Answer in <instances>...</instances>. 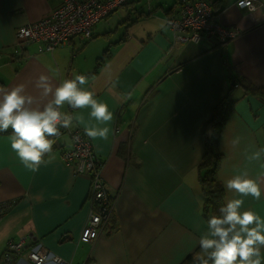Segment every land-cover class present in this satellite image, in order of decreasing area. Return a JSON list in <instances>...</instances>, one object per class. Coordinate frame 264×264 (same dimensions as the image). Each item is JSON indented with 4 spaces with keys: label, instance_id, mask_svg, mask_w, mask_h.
<instances>
[{
    "label": "crops",
    "instance_id": "crops-1",
    "mask_svg": "<svg viewBox=\"0 0 264 264\" xmlns=\"http://www.w3.org/2000/svg\"><path fill=\"white\" fill-rule=\"evenodd\" d=\"M177 1L129 0L120 24H127L123 20L129 16L135 20L122 39L111 41L113 30L105 31L103 51L95 49L98 39L74 36L64 46L41 52L38 43L21 44L16 30L63 0H0V87L24 83L28 93L38 95L32 81L41 73L54 85L86 75L89 82L83 87L113 112L109 139L91 140L115 197L114 223L94 240H84L91 180L62 161V151L72 143L70 134L55 139L51 156L33 172L12 150V130L0 132V204L9 206L0 220V257L9 239L21 238L27 247L15 264H32L28 254L35 244L71 264H182L196 251L207 231L197 169L205 147L200 127L231 82L244 78L264 86V5L245 10L236 6L238 0H209L219 22L240 30L227 44L217 45L212 39L174 42L165 18L175 12ZM111 43L112 57L94 72L97 58ZM231 93L238 98L219 143L223 185L247 165L245 149L264 147V102L245 95L239 84ZM62 111L83 114L88 122L89 109L74 113L66 105ZM77 128L84 131L83 125ZM236 137L240 143L233 148ZM122 145L124 155L119 154ZM247 166L253 176L261 171L256 164ZM225 197L226 202L240 198L226 188ZM243 199L242 210L264 219V192L260 200ZM261 256L264 264V249Z\"/></svg>",
    "mask_w": 264,
    "mask_h": 264
},
{
    "label": "clouds",
    "instance_id": "clouds-1",
    "mask_svg": "<svg viewBox=\"0 0 264 264\" xmlns=\"http://www.w3.org/2000/svg\"><path fill=\"white\" fill-rule=\"evenodd\" d=\"M236 6L249 7L245 0H238ZM160 28L167 30V25L161 23ZM88 82L86 75L75 74L54 85L49 75L41 73L32 81L38 95L28 93L24 83L10 89L0 87V132L12 130L11 148L24 167L38 171L44 157L51 156L54 138L61 135V129L71 131L83 125L90 139H109L108 125L114 118L113 112L93 91L83 87ZM65 105L74 113L89 109L88 122L83 114L62 111ZM231 143L235 148L240 138H234ZM244 157L247 165L256 164L261 171L253 176L246 165L224 181L226 190L240 198L229 199L219 208V215L208 219L193 264H262L264 219L251 209H242L243 197L260 200L264 192V147L245 149Z\"/></svg>",
    "mask_w": 264,
    "mask_h": 264
},
{
    "label": "built area",
    "instance_id": "built-area-1",
    "mask_svg": "<svg viewBox=\"0 0 264 264\" xmlns=\"http://www.w3.org/2000/svg\"><path fill=\"white\" fill-rule=\"evenodd\" d=\"M129 0H63V3L40 19L20 26L16 30L21 44L38 43L39 51H53L66 45L74 36L86 39L93 37V27L107 18ZM256 10L264 5V0H245ZM238 3V2H237ZM165 23L174 31V42H199L212 39L217 45H225L240 34L237 28L223 25L216 19L209 0H178L175 12L165 18ZM71 136V146L62 151V161L73 167L79 174L90 177L91 209L84 227L82 238L94 240L97 232L108 226L113 215L114 202L104 181L99 160L92 140L80 128L67 130ZM79 139H74V137ZM7 203L0 204V220L7 212ZM27 247L26 240L9 239L0 257V264H15L17 254ZM28 257L32 264H71L61 257L47 252L39 244L31 246Z\"/></svg>",
    "mask_w": 264,
    "mask_h": 264
},
{
    "label": "trees",
    "instance_id": "trees-1",
    "mask_svg": "<svg viewBox=\"0 0 264 264\" xmlns=\"http://www.w3.org/2000/svg\"><path fill=\"white\" fill-rule=\"evenodd\" d=\"M127 3H125L123 6H125ZM215 14H217L216 11ZM134 20H135L134 18H131V16H129L123 21H126L129 26L133 23ZM127 24H125V26H127ZM128 26L126 27L123 36L127 32ZM111 45L112 43L97 58V64L94 72H97L100 69V67L103 65V63L107 61V59L112 57ZM238 84L242 87L243 93L245 95L247 94L255 95L264 102L263 85H256L251 82H247V80L244 78H241ZM238 84H236L235 82H231L228 94L224 96L215 105L211 115L202 122L200 127L201 133L204 137L205 147H204V154L197 165V169H198L199 183L201 186L202 214L206 219V221H208V219L213 215H219V208L226 203L225 188L222 181L218 177V171L220 168L221 161L223 159V153L220 149L219 143H220V136L222 134V131L230 116L234 103L237 101L238 98L232 95L231 90L234 87H236ZM60 131L62 134L67 130L61 129ZM7 132H9V130ZM133 136L134 133L132 134V137ZM55 147L56 144L54 143L53 148ZM123 148L124 145H122V147H120L119 149L120 155H124ZM109 196L114 202L115 197L111 196V194H109ZM113 218H114L113 215H111L109 224L114 223ZM198 252H199V247L196 249L195 252L188 255L184 259L182 264H193V257Z\"/></svg>",
    "mask_w": 264,
    "mask_h": 264
},
{
    "label": "rangeland",
    "instance_id": "rangeland-1",
    "mask_svg": "<svg viewBox=\"0 0 264 264\" xmlns=\"http://www.w3.org/2000/svg\"><path fill=\"white\" fill-rule=\"evenodd\" d=\"M122 8H124V7L121 6L117 10H115L112 13L111 16L109 15L110 16L109 18L107 17L108 19L105 18V19L99 21L97 23L98 24V27L97 28H96V25L97 24L93 27V37L91 38V40H94L95 38L99 40L97 42V48H95V49H97L96 51H101L102 49H104L102 47V42H104V40L106 41V38L103 37V33L105 31H107V30H113L110 33V35H109V39L111 41H116L117 39H119L120 37H122L123 34L125 33V30H126V27L127 26L122 25V23L120 24V20L122 19V15H124V13H123L124 11L122 10ZM102 26H105V27H102ZM100 27H102V28H100ZM116 28H118L117 31L115 30ZM94 31H96V32L94 33ZM108 43L109 42H107L106 45H108Z\"/></svg>",
    "mask_w": 264,
    "mask_h": 264
}]
</instances>
